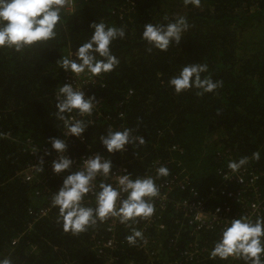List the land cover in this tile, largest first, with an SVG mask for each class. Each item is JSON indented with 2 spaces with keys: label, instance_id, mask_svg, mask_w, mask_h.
Returning <instances> with one entry per match:
<instances>
[{
  "label": "trees",
  "instance_id": "16d2710c",
  "mask_svg": "<svg viewBox=\"0 0 264 264\" xmlns=\"http://www.w3.org/2000/svg\"><path fill=\"white\" fill-rule=\"evenodd\" d=\"M178 16L189 25L179 45L161 52L141 39L145 24ZM101 21L123 26L126 36L111 45L119 65L95 77L96 85L89 89L88 96L96 97L99 108L84 118L91 121L83 134L90 151L80 152L103 154L113 165L124 163L133 177H155L156 168L166 166L170 174L156 183L182 174L202 195L221 185L218 171L227 172L230 161L247 157L242 168L260 176L257 186L264 195V0H200L199 7L185 0H80L74 12L63 13L55 39L21 52L0 49V258L9 257L13 264H104L91 251V244L102 236L103 222L77 235L64 233L58 209L51 201L34 200L36 187L20 176L35 160L28 140L52 151L48 140L60 138L55 94L70 73L61 71L56 61L74 54L91 36L89 24ZM193 63L207 64L203 75L222 86L200 96L194 90L175 94L168 81ZM109 128H132L145 144L109 155L99 142ZM255 152L259 160L252 159ZM62 180L59 175L51 180L52 193ZM186 193L178 186L172 201ZM86 200L94 206L93 196ZM224 202L225 197L217 196L209 208ZM40 203L50 204L52 211L48 218L32 221L28 209ZM234 210L242 213L238 207ZM176 218L169 208L162 234L150 233L157 243L147 255L128 244L127 232L117 233V264H244L239 259L190 261L194 239ZM142 223L138 219L136 225ZM199 236L200 247L207 250L218 237Z\"/></svg>",
  "mask_w": 264,
  "mask_h": 264
},
{
  "label": "clouds",
  "instance_id": "9594fccd",
  "mask_svg": "<svg viewBox=\"0 0 264 264\" xmlns=\"http://www.w3.org/2000/svg\"><path fill=\"white\" fill-rule=\"evenodd\" d=\"M189 3L199 7L200 0H185L186 5ZM66 7H71L70 0H0V49L21 52L25 48L55 39L56 27L62 23ZM188 27L184 16L166 23H148L144 25L141 39L152 48L164 52L170 45L180 44ZM89 29L91 36L74 54L60 56L56 61L61 71L77 78L86 76L92 79L112 72L119 65L111 45L117 39L125 38V28L109 26L101 21L89 24ZM207 72V64L185 65L168 81V86L177 95L191 90L196 91L198 96L213 93L222 84L203 75ZM55 100V118L61 122L64 139L52 137L48 143L57 154V159L51 163L52 173H68L63 177L59 190L52 196V205L58 209V220L63 232L77 235L86 232L97 222L114 218L130 227L131 234L126 237L129 245H136L138 241L146 242L143 232L134 225L138 219H149L155 213L154 200L160 195L156 179L167 177L169 169L166 166L156 168L155 177H133L123 169L116 176L115 186L105 182L97 184L98 177L107 179L113 174V163L103 155L95 154L84 159L79 170L72 171L73 159L66 154V141L69 137L83 136L91 124L84 117L92 115L98 100L94 95H86L84 88L72 83L60 86ZM77 116L81 118L77 119ZM99 142L104 152L111 155L125 152L126 146L144 145L145 139L132 128H109L99 137ZM44 155L49 153L45 152ZM252 159L259 160L260 153H253ZM247 163V157L241 158L230 161L228 168L235 173ZM43 165L44 160L41 158L36 170L42 172ZM89 194L94 197V206H89L86 200ZM210 255L221 261L233 258L244 261V264H264V217L252 220L241 216L226 222ZM0 264H13V261L3 257L0 258Z\"/></svg>",
  "mask_w": 264,
  "mask_h": 264
},
{
  "label": "built area",
  "instance_id": "2783aa9c",
  "mask_svg": "<svg viewBox=\"0 0 264 264\" xmlns=\"http://www.w3.org/2000/svg\"><path fill=\"white\" fill-rule=\"evenodd\" d=\"M79 2L80 0H70L71 7H66L64 12H74ZM65 83H72L76 87L84 88L86 95H88L89 89L96 85V79H89L86 76L77 78L69 74L65 79ZM98 108L99 102L95 110H98ZM76 118L80 119L81 117L77 116ZM62 133L63 128L60 139H64ZM66 143L68 144L66 154L73 159L72 171L79 170L84 159L95 154H100L96 152H80V149L90 151V145L85 136L81 138L69 137ZM27 146L30 154L35 157V160L30 161L24 166L25 168L20 176L23 182L36 187L33 194L34 200L43 201L45 199L46 201L52 202L54 193H52L51 190V180L58 175L52 173L51 163L53 160L57 159V154L47 148L38 147L30 140L27 141ZM128 148L129 147L126 146L125 152L128 151ZM45 152H48L49 155L45 156ZM103 156L107 158L105 155ZM41 158L44 160L43 171L38 172L36 169L38 167V161ZM153 165L158 166L159 162ZM123 169L128 171L124 163L113 165V174L107 179L98 177L96 183H112L115 186L116 176ZM67 174L66 172L59 176L63 178ZM218 174L221 175V185L217 188H210L209 191L203 195L196 189L190 187L187 176H183L182 174L170 179L158 181L157 184L160 188V195L154 200L155 213L149 219H140V221L143 222L141 226H139L140 224L136 225L137 223L134 225L135 227L139 226L137 229L143 232L146 241H138L137 244L134 245L136 249L147 255L152 244L157 243V240L153 239L150 233L155 234V236L162 234V231L166 228V224L162 220L169 208L177 213L176 223L180 224L182 228L186 226L191 230V237H193L194 242L192 248L189 249L188 259L190 261L198 259L199 261L197 263L202 262V259H214L210 255L212 249L207 250L204 247H200L199 243L202 238L199 234L214 233L218 236V240L222 227L231 219L245 216L255 220L257 217H264V195L261 197L260 194L262 193L257 186V181L260 179V176L248 173V171L242 167L235 173L229 170L227 172L218 171ZM233 184L234 186L240 185V188L233 189ZM178 186L181 190L187 192L186 195L188 196L180 199L177 198V200L172 201V192L177 190ZM247 189L250 190L247 191ZM262 191L264 193V189ZM217 196L225 197L227 202L209 208V203ZM90 197H92L91 194H89L86 199ZM234 207L240 208L242 213L237 215ZM217 209H219L218 212ZM51 211L52 206L50 204L40 203L38 207H29L28 214L32 221L39 222L48 218ZM98 226L99 222H97L94 227ZM121 231L127 232L128 235L131 234V229L128 225L121 224L118 219L109 218L103 222V226L99 231L100 234H102L101 238L94 240L93 244H91V251L95 253L97 258L103 259L104 264H117L119 261L118 253L120 252V244L117 239V233ZM155 248L157 249L158 247ZM231 259L233 258H229L228 260ZM126 264L132 263L127 262Z\"/></svg>",
  "mask_w": 264,
  "mask_h": 264
}]
</instances>
